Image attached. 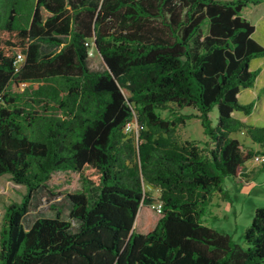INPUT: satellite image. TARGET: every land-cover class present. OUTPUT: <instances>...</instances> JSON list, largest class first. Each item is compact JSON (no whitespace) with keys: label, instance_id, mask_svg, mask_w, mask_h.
<instances>
[{"label":"trees","instance_id":"1","mask_svg":"<svg viewBox=\"0 0 264 264\" xmlns=\"http://www.w3.org/2000/svg\"><path fill=\"white\" fill-rule=\"evenodd\" d=\"M255 3L0 0V175L26 188L5 208L0 264H264V205L244 247L202 219L224 177H249L246 162L264 153V125L234 116L252 113L238 96L264 57L243 14ZM169 103L196 112L163 117ZM191 118L202 145L176 136ZM58 172L80 188L61 192ZM40 191L64 195L76 224L58 209L26 226Z\"/></svg>","mask_w":264,"mask_h":264},{"label":"rangeland","instance_id":"2","mask_svg":"<svg viewBox=\"0 0 264 264\" xmlns=\"http://www.w3.org/2000/svg\"><path fill=\"white\" fill-rule=\"evenodd\" d=\"M255 1V4H249L245 7L243 14L255 26L254 39L264 46V0ZM92 51L90 65L93 68L101 69L104 66L102 58L94 50ZM250 67L252 69L260 68V72L254 86L242 89L238 97L239 101L245 104L254 95V108L250 115L235 112L234 116L249 124L264 125V57L252 59ZM159 111L163 117L170 119L178 114L196 112L191 107L180 109L172 103L167 104L166 109ZM210 116L215 123L216 108L211 111ZM176 136L181 142L196 140L200 145L207 140L198 118L187 119L184 123L179 124L176 129ZM231 136L237 138L244 147L262 150L257 143L251 141L244 131L233 132ZM246 165L249 170V177L238 179L234 176H225L221 185L222 190L213 192L202 216L206 225L229 234L236 244L243 247L245 246L244 232L251 223L254 211L257 207L264 205V163L249 159ZM52 182L63 193L73 192L80 188L78 176L72 172H58L54 174ZM145 189L154 198H158L159 190L157 188L147 185ZM25 192V186L14 182L10 174L0 175V229L5 208L11 203L19 202ZM58 209L61 211L62 217L69 219L72 225L76 224L74 220L68 217L69 203L64 195L53 197L45 191L36 192L33 195L30 210L24 218V223L29 226L37 217L55 216Z\"/></svg>","mask_w":264,"mask_h":264},{"label":"built area","instance_id":"3","mask_svg":"<svg viewBox=\"0 0 264 264\" xmlns=\"http://www.w3.org/2000/svg\"><path fill=\"white\" fill-rule=\"evenodd\" d=\"M127 128H129V125L127 126ZM252 160H254L255 162H258V163H263L264 162V153L256 154L255 156H253ZM158 206H159V204H158Z\"/></svg>","mask_w":264,"mask_h":264},{"label":"crops","instance_id":"4","mask_svg":"<svg viewBox=\"0 0 264 264\" xmlns=\"http://www.w3.org/2000/svg\"><path fill=\"white\" fill-rule=\"evenodd\" d=\"M251 69H252V68H251ZM259 69H260V68H259ZM253 96H254V95H253ZM253 96L250 97V99H249L250 101H249V102L253 101Z\"/></svg>","mask_w":264,"mask_h":264}]
</instances>
